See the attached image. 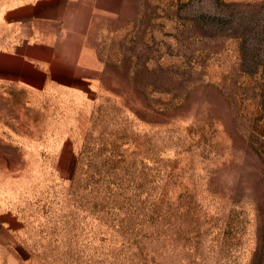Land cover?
Masks as SVG:
<instances>
[{
    "label": "rangeland",
    "instance_id": "374dc122",
    "mask_svg": "<svg viewBox=\"0 0 264 264\" xmlns=\"http://www.w3.org/2000/svg\"><path fill=\"white\" fill-rule=\"evenodd\" d=\"M130 2L99 88L0 90V264H264V0Z\"/></svg>",
    "mask_w": 264,
    "mask_h": 264
},
{
    "label": "crops",
    "instance_id": "0c3cea01",
    "mask_svg": "<svg viewBox=\"0 0 264 264\" xmlns=\"http://www.w3.org/2000/svg\"><path fill=\"white\" fill-rule=\"evenodd\" d=\"M130 3L0 0V90L85 92L99 88L106 70L92 46L94 28L104 19L119 18ZM10 220L17 218L0 210L1 230L12 228ZM25 263L18 257L12 262Z\"/></svg>",
    "mask_w": 264,
    "mask_h": 264
}]
</instances>
